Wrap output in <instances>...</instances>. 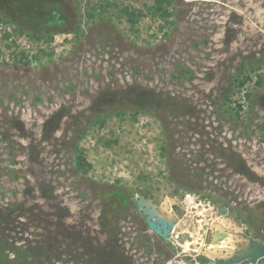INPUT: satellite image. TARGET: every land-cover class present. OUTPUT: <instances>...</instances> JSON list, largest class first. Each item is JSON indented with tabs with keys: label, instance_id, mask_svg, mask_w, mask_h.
I'll return each instance as SVG.
<instances>
[{
	"label": "rangeland",
	"instance_id": "1",
	"mask_svg": "<svg viewBox=\"0 0 264 264\" xmlns=\"http://www.w3.org/2000/svg\"><path fill=\"white\" fill-rule=\"evenodd\" d=\"M41 1L69 28L49 42L45 16L0 0V264H202L264 244V0H169L166 20L152 0Z\"/></svg>",
	"mask_w": 264,
	"mask_h": 264
},
{
	"label": "trees",
	"instance_id": "2",
	"mask_svg": "<svg viewBox=\"0 0 264 264\" xmlns=\"http://www.w3.org/2000/svg\"><path fill=\"white\" fill-rule=\"evenodd\" d=\"M153 4L151 6V13H153L154 15L156 14L157 16L163 18V19H167L168 17V6L170 4L169 0H152ZM43 1L40 2V0H10V4L13 8H15L16 10H21L22 11H30V14L34 17V13H40V15L45 16L44 21H47L44 25L46 26V31L48 33L49 36H46L48 38L45 39L49 41L52 40V38L50 37L52 32L55 31V29L58 27L60 29V32L62 31H68L69 28L65 27V15L62 11L63 6L62 4H60V12L58 10L59 5L54 2L53 4H50V7H48V4L46 3H42ZM49 9V14H44L43 11L45 10V6ZM14 10V9H13ZM124 14L126 15V19L128 24L130 25V29L133 30V27L137 24V21L139 20V17L141 16V12L140 11H135V10H130L129 8H125L124 10ZM29 13V12H28ZM5 17V16H4ZM1 14H0V22H8L9 18H4ZM56 27V28H55ZM18 29L20 30L21 33H26L28 34V36L30 38H35V39H39V37H41V35L39 34V32L36 31H28L27 27L25 25H19ZM58 29V30H59ZM28 32V33H27ZM9 35L8 34H4L3 38L4 39H8ZM22 63H24L25 65L28 63L27 57L24 56L23 54L21 55ZM256 68H259L260 66L257 64L255 65ZM239 74H240V78H235L232 81V86L231 90H234V92H239V90H241V87L244 86L245 83H247L249 81V77L247 73H245V70L243 67L239 68ZM233 83H235L233 85ZM254 85L256 88L259 87H264V73L263 74H257L256 75V79L254 81ZM247 97L249 96V94H246ZM225 100L227 102H231V98L228 95V89L225 92ZM238 110L241 108L240 105H237ZM98 120V119H97ZM102 120H100L101 122ZM103 122V121H102ZM101 122V123H102ZM78 151V148H75V152ZM74 152V153H75ZM91 165L83 158L82 155L77 154L74 157V169L76 170V172H78L79 174H86V172L90 169ZM111 197L113 196L116 200L117 203H120V206L123 207L124 203H126L127 200V196L124 195L123 193H121L118 190H113L110 193ZM109 195V196H110ZM108 197V196H107ZM116 205V203H115ZM114 205V206H115ZM103 217H102V223L103 225H105L106 223H109L106 221L105 215H108L111 211V209L109 207H104L103 208ZM112 223V222H111ZM40 250H43V248H40ZM13 252V251H12ZM45 252H42V254H44ZM27 255V256H26ZM46 255V254H45ZM29 257V253L28 251H24L21 252V254L18 256V260L20 261H25L26 258ZM45 257V256H44ZM3 258L0 255V261H2ZM19 261V262H20ZM20 264H23V262H20Z\"/></svg>",
	"mask_w": 264,
	"mask_h": 264
},
{
	"label": "water",
	"instance_id": "3",
	"mask_svg": "<svg viewBox=\"0 0 264 264\" xmlns=\"http://www.w3.org/2000/svg\"><path fill=\"white\" fill-rule=\"evenodd\" d=\"M138 204L142 208L144 204L143 200H138ZM142 210L145 214H147V224L149 228L160 234L163 238H166L171 226L173 225L172 222L154 218L152 217V214L148 213L145 209L142 208ZM222 210L224 209L222 208ZM229 214L234 216V212L232 210H229ZM249 244L250 248L247 249V252L234 255L230 259L216 260L214 262L212 260H208L207 258H199V260L202 264L209 263L210 261L213 262V264H239L246 260H248L250 264H255L259 259L264 261V244H261L256 240L249 241Z\"/></svg>",
	"mask_w": 264,
	"mask_h": 264
},
{
	"label": "flooded vegetation",
	"instance_id": "4",
	"mask_svg": "<svg viewBox=\"0 0 264 264\" xmlns=\"http://www.w3.org/2000/svg\"><path fill=\"white\" fill-rule=\"evenodd\" d=\"M256 238V237H255ZM251 239H253L252 237H251ZM262 242H264V241H262ZM259 243H260V241H259Z\"/></svg>",
	"mask_w": 264,
	"mask_h": 264
},
{
	"label": "built area",
	"instance_id": "5",
	"mask_svg": "<svg viewBox=\"0 0 264 264\" xmlns=\"http://www.w3.org/2000/svg\"><path fill=\"white\" fill-rule=\"evenodd\" d=\"M1 28V27H0Z\"/></svg>",
	"mask_w": 264,
	"mask_h": 264
}]
</instances>
